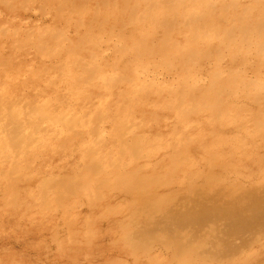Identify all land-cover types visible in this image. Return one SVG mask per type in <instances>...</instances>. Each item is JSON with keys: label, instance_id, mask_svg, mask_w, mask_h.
Wrapping results in <instances>:
<instances>
[{"label": "rangeland", "instance_id": "374dc122", "mask_svg": "<svg viewBox=\"0 0 264 264\" xmlns=\"http://www.w3.org/2000/svg\"><path fill=\"white\" fill-rule=\"evenodd\" d=\"M0 133V264H264V0H0Z\"/></svg>", "mask_w": 264, "mask_h": 264}, {"label": "bare ground", "instance_id": "6f19581e", "mask_svg": "<svg viewBox=\"0 0 264 264\" xmlns=\"http://www.w3.org/2000/svg\"><path fill=\"white\" fill-rule=\"evenodd\" d=\"M115 3V2H114ZM115 7V6H114ZM98 8V7H97ZM254 10V9H253ZM58 14V13H57ZM85 16V15H84ZM201 17V16H200ZM76 18V17H75ZM134 24V23H133ZM245 27H246V25H245ZM177 28V27H176ZM243 28V27H242ZM261 28V27H260ZM213 29V28H212ZM235 30V29H234ZM233 30V31H234ZM232 31V32H233ZM208 33V32H207ZM54 36V35H53ZM233 36V35H232ZM71 41V40H70ZM181 42H183V41H181ZM258 43V42H257ZM261 44V43H260ZM57 45V44H56ZM77 46V45H76ZM128 46V45H127ZM246 46H247V44H246ZM252 46V45H251ZM75 47V46H74ZM139 48V47H138ZM259 48H261V47H259ZM213 50V49H212ZM221 50V49H220ZM249 50V49H248ZM247 50V51H248ZM121 51V50H120ZM222 51V50H221ZM158 52V51H157ZM196 52V51H195ZM204 53V52H203ZM202 54V53H201ZM219 54V53H218ZM191 57V56H190ZM206 57V56H205ZM207 59V58H206ZM239 59V58H238ZM134 61V60H133ZM151 61V60H150ZM217 61V60H216ZM122 67V66H121ZM178 68V67H177ZM206 68V67H205ZM244 68V67H243ZM193 69V68H192ZM191 70V69H190ZM187 72V71H186ZM190 72V71H189ZM195 73V72H194ZM232 73V72H231ZM186 74V73H185ZM199 74V73H198ZM214 74V73H213ZM210 83V82H209ZM234 86V85H233ZM257 86V85H256ZM260 86V85H259ZM209 88V87H208ZM211 88V87H210ZM229 88V87H228ZM242 88V87H241ZM249 89V88H248ZM227 92V91H226ZM259 93V92H258ZM223 94V93H222ZM260 95V94H259ZM258 99V98H257ZM237 102V101H236ZM252 104V103H251ZM211 106V105H210ZM215 106V105H214ZM136 107V106H135ZM205 107V106H204ZM12 113H14L13 111H12ZM1 134V133H0ZM38 136V135H37ZM39 137V136H38ZM40 138V137H39ZM38 138V139H39ZM49 146V145H48ZM45 148H47V147H45ZM51 149H53V148H51ZM49 151V150H48ZM144 190V189H143Z\"/></svg>", "mask_w": 264, "mask_h": 264}]
</instances>
